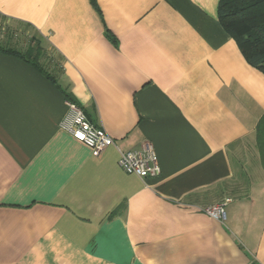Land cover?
<instances>
[{"label":"crops","instance_id":"1","mask_svg":"<svg viewBox=\"0 0 264 264\" xmlns=\"http://www.w3.org/2000/svg\"><path fill=\"white\" fill-rule=\"evenodd\" d=\"M220 0H0L60 63L54 80L0 44V264H264V71ZM67 96L161 173L65 131ZM225 197V222L204 207Z\"/></svg>","mask_w":264,"mask_h":264},{"label":"trees","instance_id":"2","mask_svg":"<svg viewBox=\"0 0 264 264\" xmlns=\"http://www.w3.org/2000/svg\"><path fill=\"white\" fill-rule=\"evenodd\" d=\"M218 17L224 29L237 40L247 61L264 71V0H220ZM0 44L3 50L23 57L42 74L54 80L46 66L40 62L42 53L38 45L28 46L22 51L17 47ZM67 100L75 102L68 96ZM257 145L264 163V115L257 125Z\"/></svg>","mask_w":264,"mask_h":264},{"label":"built area","instance_id":"3","mask_svg":"<svg viewBox=\"0 0 264 264\" xmlns=\"http://www.w3.org/2000/svg\"><path fill=\"white\" fill-rule=\"evenodd\" d=\"M67 114L60 123L61 130L88 145L95 155H99L109 146H117L115 139L107 131L94 125L87 117L83 108L77 103L67 100ZM119 165L129 174L141 178L156 177L161 173L158 155L151 142H146L140 149L123 150L119 146ZM232 201L225 197L222 201L204 207V212L210 217L225 222L226 206Z\"/></svg>","mask_w":264,"mask_h":264},{"label":"rangeland","instance_id":"4","mask_svg":"<svg viewBox=\"0 0 264 264\" xmlns=\"http://www.w3.org/2000/svg\"><path fill=\"white\" fill-rule=\"evenodd\" d=\"M0 42L5 45H10L12 47H17L18 49L24 51L28 46L38 45L41 49L40 62L43 63L48 72L53 76L59 75V70L56 71L55 65L59 62L57 56L52 52L41 38L34 33L28 27L16 25L9 26L7 24H0ZM57 66V65H56Z\"/></svg>","mask_w":264,"mask_h":264},{"label":"water","instance_id":"5","mask_svg":"<svg viewBox=\"0 0 264 264\" xmlns=\"http://www.w3.org/2000/svg\"><path fill=\"white\" fill-rule=\"evenodd\" d=\"M85 113H86L87 117L90 119V117H89V115L87 114V112H85Z\"/></svg>","mask_w":264,"mask_h":264}]
</instances>
